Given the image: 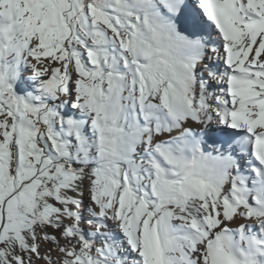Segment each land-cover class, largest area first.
I'll return each instance as SVG.
<instances>
[{"label":"snow or ice","instance_id":"snow-or-ice-1","mask_svg":"<svg viewBox=\"0 0 264 264\" xmlns=\"http://www.w3.org/2000/svg\"><path fill=\"white\" fill-rule=\"evenodd\" d=\"M0 264H264V0H0Z\"/></svg>","mask_w":264,"mask_h":264}]
</instances>
